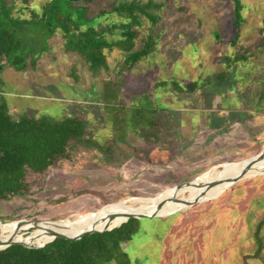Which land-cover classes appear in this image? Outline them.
<instances>
[{"label":"rangeland","instance_id":"rangeland-1","mask_svg":"<svg viewBox=\"0 0 264 264\" xmlns=\"http://www.w3.org/2000/svg\"><path fill=\"white\" fill-rule=\"evenodd\" d=\"M45 1L24 5L13 0L14 13L28 17L30 9L40 11ZM151 1L163 3L155 11L159 20L152 26L140 18L135 48L147 33L155 37V47L129 69L122 66L123 52L113 48L105 50L108 68L96 75L78 52L64 49L57 29L35 69L5 65L0 71L12 117L81 115L88 119L87 136L94 141L72 139L68 158H58L44 172L28 171L29 191L0 200V221L15 226L11 223L22 218L97 217L94 211L127 197L162 204L183 194L171 198L173 192H166L154 198L176 184L260 151L264 0H240L243 19L234 43L232 0ZM113 2L90 0V13L107 10ZM120 19L111 12L94 22ZM234 53L239 59L227 67L223 55ZM224 69L228 73L216 77ZM193 79L198 84L192 90L171 85ZM232 85L237 91L228 89ZM104 87L113 90V102L129 106L125 113L130 119L131 106L147 98L149 109L159 108L153 113L160 118L157 130L140 126L119 135L102 98ZM199 195L213 197L167 216L137 219L136 232L120 244L127 264H264V174L242 176L221 193ZM53 222L41 224L38 231ZM14 230L30 234L35 229Z\"/></svg>","mask_w":264,"mask_h":264},{"label":"trees","instance_id":"trees-1","mask_svg":"<svg viewBox=\"0 0 264 264\" xmlns=\"http://www.w3.org/2000/svg\"><path fill=\"white\" fill-rule=\"evenodd\" d=\"M28 1L21 0L24 5ZM88 1L47 0L40 11L30 9V15L22 17L15 15L13 0H0V71L5 65L18 71L35 69L39 55L50 48L49 40L57 29L62 31L64 49L78 52L96 75L108 68L105 50H121L125 69L131 68L154 50L155 37L151 33H147L141 45L135 48L136 27L141 24L140 18L155 25L159 20L155 11L163 7V3L114 0L109 9L90 13ZM232 2L235 29L231 43H234L243 16L240 0ZM111 12L117 13L121 19L106 24H101L99 20L94 22ZM238 59L235 53L233 56L223 55L227 67ZM226 73V69L220 70L216 77H224ZM196 84V79L183 85L171 82L178 90L182 87L192 90ZM2 85L0 78V200L25 195L29 191L27 172H44L58 158H68L70 140L94 143L87 136L88 119L81 115L55 117L44 113H22L12 117ZM228 89L235 90L236 87L232 85ZM246 95L242 96L245 98ZM113 97V90L108 91L104 87L102 98L112 115L110 120L114 128L120 131L119 135H123L127 128L134 130L140 126H146L148 131L157 130L160 118L155 119L153 113L159 108L149 109L147 98L131 106L133 118L130 119L125 113L129 106L116 104ZM137 229V219L128 218L109 230L86 233L78 238L55 237L37 247L11 244L0 249V264H127L128 258L120 244Z\"/></svg>","mask_w":264,"mask_h":264},{"label":"bare ground","instance_id":"bare-ground-1","mask_svg":"<svg viewBox=\"0 0 264 264\" xmlns=\"http://www.w3.org/2000/svg\"><path fill=\"white\" fill-rule=\"evenodd\" d=\"M247 160L233 164L228 163V167L223 164V168L221 170L218 169L217 166H215L211 169L205 170V172L201 174V177H195L190 182L182 184L179 188L175 187L173 189L161 193L158 196H155L154 198H158L166 192H173V196L171 198H174L180 193H183L180 197L168 200L167 202L162 204L155 203L152 200L143 197H127L125 199L117 200L114 204L110 205L104 210L94 211L93 213L100 215L97 217L88 218L86 216H75L72 218L65 217L47 219L34 223L32 221H28L25 224L23 221H27L28 219L22 218L20 220L16 219L14 222L11 223L14 224L16 227L6 222L0 221V236H6L2 239L3 241L22 240L30 245H36L37 243H41L42 241L48 239V231H44L51 225L54 227L52 229L53 231H59L66 234H74L80 230L87 228L101 229L105 227V225H108V227L116 226L124 221L123 215L127 213L136 214L139 212H143L155 213L157 216H162V214L167 216L170 213L180 211L187 207L188 204L184 205L179 202V200H187L196 197L198 198L197 201H203L213 196L207 198L199 194L207 192H209L210 194H215L217 192L221 193L230 184V179L235 176L240 169H242ZM258 174H264V157L253 163L245 172L244 176H255ZM208 180H213V185H209ZM168 199H170V196L168 197ZM108 214H114L110 220L108 219ZM103 218L106 219L103 220ZM52 221L55 222L48 224V226L38 231V226ZM20 227L34 228L35 230L30 231V234H28L26 231L19 232L17 230H14V228L18 229ZM71 227H74L76 229H72Z\"/></svg>","mask_w":264,"mask_h":264},{"label":"water","instance_id":"water-1","mask_svg":"<svg viewBox=\"0 0 264 264\" xmlns=\"http://www.w3.org/2000/svg\"><path fill=\"white\" fill-rule=\"evenodd\" d=\"M264 157V138H263V142H262V148L260 149L259 152H257L256 154H254L252 157H250L247 162L245 163V165L242 167V169H240L235 176H233L231 179H230V184L234 181H236L237 179H239L240 177H244V174L245 172L249 169V167L255 163L256 161L262 159ZM188 180H186L187 182ZM186 182H183V183H179V184H176L175 187L179 188L182 184L186 183ZM198 198L194 197L192 199H187V200H179V202H181L182 204L184 205H187V204H190L192 202H195L197 201ZM114 214H108V219L110 220L112 217H113ZM125 217L124 221L125 222L128 218H136V219H139V218H142V217H154V216H157L155 213H143V212H139V213H127V214H124L123 215ZM20 220V219H18ZM37 220V219H36ZM36 220H32V222H36ZM29 221V219L27 220ZM122 223V222H121ZM119 225V224H118ZM116 225V226H118ZM115 226H112V227H108V225H105V227L101 228V229H83V230H80L74 234H66V233H63V232H59V231H53V230H48V234H49V237L48 239L42 241L41 243H37L36 245H30L22 240H0V249L8 246V245H11V244H22V245H25L27 247H37V246H41V245H44L46 242L50 241L51 239L55 238V237H62V238H78L84 234H90V233H97V232H102V231H105V230H109L111 228H113Z\"/></svg>","mask_w":264,"mask_h":264}]
</instances>
